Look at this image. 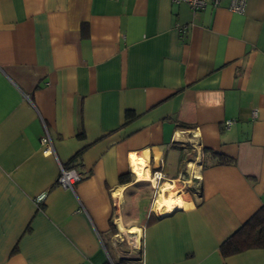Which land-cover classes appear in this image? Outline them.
<instances>
[{
    "label": "crops",
    "instance_id": "obj_1",
    "mask_svg": "<svg viewBox=\"0 0 264 264\" xmlns=\"http://www.w3.org/2000/svg\"><path fill=\"white\" fill-rule=\"evenodd\" d=\"M156 171L200 196L145 206ZM262 206L264 0H0V264H264L219 252Z\"/></svg>",
    "mask_w": 264,
    "mask_h": 264
},
{
    "label": "trees",
    "instance_id": "obj_2",
    "mask_svg": "<svg viewBox=\"0 0 264 264\" xmlns=\"http://www.w3.org/2000/svg\"><path fill=\"white\" fill-rule=\"evenodd\" d=\"M217 163L228 164L232 159L216 152L212 153ZM126 176H121L119 182L126 183ZM150 221V214L148 216ZM264 248V206L260 207L247 221H245L231 235L219 245V252L223 257L239 254L249 249Z\"/></svg>",
    "mask_w": 264,
    "mask_h": 264
},
{
    "label": "built area",
    "instance_id": "obj_3",
    "mask_svg": "<svg viewBox=\"0 0 264 264\" xmlns=\"http://www.w3.org/2000/svg\"><path fill=\"white\" fill-rule=\"evenodd\" d=\"M176 2L186 3L194 11L204 9L207 5L216 6L221 0H174ZM247 0H229V10L235 13H243L246 7ZM255 114V113H254ZM230 121L226 122V126ZM41 152L44 155H54V148L51 142L47 128L44 126V133L40 137ZM81 179L80 173L72 167L59 166V175L57 183L67 189H73L75 184ZM155 184L158 185L159 180H165V176L161 171H156L153 174ZM167 181V180H166ZM172 182V181H169ZM164 183V182H163ZM173 185V183H171ZM195 194L200 196V188L198 185L193 186Z\"/></svg>",
    "mask_w": 264,
    "mask_h": 264
},
{
    "label": "rangeland",
    "instance_id": "obj_4",
    "mask_svg": "<svg viewBox=\"0 0 264 264\" xmlns=\"http://www.w3.org/2000/svg\"><path fill=\"white\" fill-rule=\"evenodd\" d=\"M161 180H159V183L157 185V184H155V180L153 179V177H151L150 180L142 181L141 183H138L135 186H133L129 190V192L137 190L138 195H140L142 198L144 197L147 199V201L144 203L145 206L149 204V207H151V209H154V208L156 209V208H158V207H156V202L161 196H163V195L166 196L170 192L174 193V195H175V194L182 193L184 191H188L190 193L195 194L193 186L198 185V187H199V183L196 181V179L194 177L190 178L189 180H187V179L183 180L182 179L181 181L176 182L175 185H174V183H173V185L172 184L169 185V184H167V181H162V182H165V183H162ZM188 187H190L192 189V192H191L190 188H188ZM162 188H164V189H162ZM125 194H127V193H125ZM125 196L127 197V195H125ZM134 233H137V232H134ZM115 236H116L117 240H119V241L125 240L123 232L122 233L118 232Z\"/></svg>",
    "mask_w": 264,
    "mask_h": 264
},
{
    "label": "bare ground",
    "instance_id": "obj_5",
    "mask_svg": "<svg viewBox=\"0 0 264 264\" xmlns=\"http://www.w3.org/2000/svg\"><path fill=\"white\" fill-rule=\"evenodd\" d=\"M132 163H133V161H132ZM136 167H135V171L137 172L138 176L140 177L142 175V171H143L142 167L141 166H139L138 168H136ZM162 189H164V188H162ZM174 203H175L174 193L170 192L168 195L162 197L161 199H159L156 202V207L160 208L161 206H165V207L170 208L171 205H173Z\"/></svg>",
    "mask_w": 264,
    "mask_h": 264
}]
</instances>
